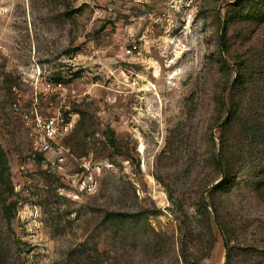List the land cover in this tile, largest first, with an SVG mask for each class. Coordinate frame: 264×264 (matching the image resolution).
Wrapping results in <instances>:
<instances>
[{
    "label": "rangeland",
    "instance_id": "374dc122",
    "mask_svg": "<svg viewBox=\"0 0 264 264\" xmlns=\"http://www.w3.org/2000/svg\"><path fill=\"white\" fill-rule=\"evenodd\" d=\"M132 42L141 55L118 57ZM260 70L264 0H0V141L18 202L10 225L0 213V251L10 264H185V245L191 262L228 264L214 203L234 229L229 264H264V139L224 128L234 96L263 115ZM41 78L74 90L54 171L30 139ZM222 138L245 162L212 193Z\"/></svg>",
    "mask_w": 264,
    "mask_h": 264
},
{
    "label": "built area",
    "instance_id": "2783aa9c",
    "mask_svg": "<svg viewBox=\"0 0 264 264\" xmlns=\"http://www.w3.org/2000/svg\"><path fill=\"white\" fill-rule=\"evenodd\" d=\"M107 53V48L94 49V56ZM118 57H139L141 49L137 43H128L119 53ZM36 101L38 95L43 97L45 107H34L30 111V139L33 152L45 169L54 171L62 168L70 154V148L65 140L71 132L72 123L66 111V94L74 90L71 84L61 80L41 78L35 82ZM75 97L74 95H72ZM81 180L86 189L94 190L97 187L96 177L93 174L91 162L84 158L81 165Z\"/></svg>",
    "mask_w": 264,
    "mask_h": 264
},
{
    "label": "trees",
    "instance_id": "16d2710c",
    "mask_svg": "<svg viewBox=\"0 0 264 264\" xmlns=\"http://www.w3.org/2000/svg\"><path fill=\"white\" fill-rule=\"evenodd\" d=\"M240 73L237 76L239 81ZM255 76H257L259 82H264V70L257 71ZM230 108L228 109V118L224 123V128L226 131L234 132L236 126L240 128V136H245L246 140L253 133L261 134L264 139V113L259 115V117H245L244 109L241 100L237 96L232 98L230 103ZM69 114V113H67ZM106 140L108 144L113 148H116V140L112 135L111 129L106 131ZM227 138H222L220 141L221 152L217 155L216 166L217 170L221 174V180L213 186L210 192H227L232 189L237 184V177L240 169L243 167L244 155L243 153L235 159L234 153L229 151V142ZM14 196V186L11 180V169L6 152L0 141V213L5 224L10 225L12 219L16 216L18 210V202L13 199ZM201 204L207 213H210L204 199L201 194ZM214 208L215 218L218 220V224L222 230L226 248H227V261L229 264L231 259V252L233 246L231 245V236L233 235V228L220 220L219 212L214 203H211ZM220 220V221H219ZM183 259L185 264H200L198 261L191 262L187 255L186 246H182ZM0 264H10L7 255L0 251Z\"/></svg>",
    "mask_w": 264,
    "mask_h": 264
}]
</instances>
